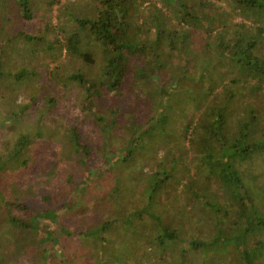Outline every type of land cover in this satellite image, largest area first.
I'll return each mask as SVG.
<instances>
[{
	"label": "trees",
	"instance_id": "1",
	"mask_svg": "<svg viewBox=\"0 0 264 264\" xmlns=\"http://www.w3.org/2000/svg\"><path fill=\"white\" fill-rule=\"evenodd\" d=\"M93 1L83 15L70 13L72 29L61 16L44 33L22 38L0 28V190L19 196L0 204L18 236L12 237L17 260L0 256V264H116L111 251L120 264H190L186 255L197 253L193 259L202 264H228V256L236 264H262L264 242L250 233L264 228V213L243 187L248 167L240 161L264 153V107L248 101L264 89V0ZM31 3L16 0L15 17L33 27ZM15 44L24 54L12 65L16 56L8 49ZM46 51L54 58L64 51L77 67H41L33 59ZM19 92L28 100L17 103ZM234 108L235 125L228 119ZM29 120L35 133L22 123ZM122 121L128 129L119 145ZM186 140L185 148L198 152L196 165L185 148L173 153L172 145ZM145 157L156 163L147 173ZM202 167L205 182L197 186L189 171ZM218 185L224 193L214 198ZM100 202L110 209L106 217L93 207ZM223 204L228 226L214 219ZM194 209L201 211L197 221ZM201 219L212 223L210 241L194 230ZM2 230L6 253L12 238ZM231 246L239 251L235 259Z\"/></svg>",
	"mask_w": 264,
	"mask_h": 264
},
{
	"label": "rangeland",
	"instance_id": "2",
	"mask_svg": "<svg viewBox=\"0 0 264 264\" xmlns=\"http://www.w3.org/2000/svg\"><path fill=\"white\" fill-rule=\"evenodd\" d=\"M15 1L16 0H0V11L1 10L4 11L3 13H0V22L4 23V24H0V28H2V26L6 27L5 36L7 34L9 36H12L14 39L15 38H22L26 34H34L35 35L37 33L38 29H40V31H38V32L44 33L47 23L52 22V25H56V24L60 23L59 16H61L63 18L64 23H66V24L68 23L69 24L68 28L72 29L76 25L73 23V21H71L70 13L79 12V13H81V15H83L84 13H82V12L87 9L86 5H88V3L92 5L93 2H94L93 0H55L54 1L55 4L53 6H51V4L49 3V0H30V2H32L31 6L33 8H35L34 10L36 11V17H37L34 20V22H33L34 25L32 27L31 25H29L27 20L23 19L24 20L23 21L22 17H21V19H18L17 16L15 17V15H17V7H16L17 5L14 4ZM222 2H223L222 4L224 6H228V0H223ZM220 3H221V1L219 0V4ZM3 17L5 19L4 21L1 20ZM239 19H241V17H235V20H239ZM23 30L25 31V33L20 32V31H23ZM16 41L19 44L23 43L22 40H16ZM6 44L9 45V43H6ZM6 46L7 45H5V47ZM16 48L18 50H16ZM24 48H25V50L26 49L27 50H31L30 43H28V42L25 43L24 44ZM8 50H10V51L12 50L11 52H12L13 56H16L15 58L13 57V63L11 62L12 65L13 64H17L18 62L22 63L19 60V56H22L24 54V52L22 50L19 51V47H17L16 44H15V46L13 45V47L9 48ZM63 50H65V49H63ZM8 59L10 60V58H8ZM33 60H36L40 64L41 67L43 66V64H46L47 62L50 64L51 67H55L57 65H59V66L61 65V66H63V69H66V70H68L69 68L72 69V67H74V68L77 67V62H74V59L65 56V52L64 51H63V53L61 55H55V58L51 54L50 51H46L44 53H40ZM30 64L31 63L29 62L28 65H30ZM12 65H10V66H12ZM12 67H15V65L12 66ZM12 67H8V68H10V70H7V71L8 72H12V70H13V69H11ZM3 68H4L3 70H5V74H6V67H3ZM30 71H35V70L31 69ZM222 88L223 87H221V86L219 87L220 91L223 90ZM27 100H28V97H26V94L24 92H19L17 94V97H16V102L17 103H21V102L27 101ZM249 100H251V103H253V104L258 103L257 106L261 110H263V107H264V89L262 90L261 93L249 97L248 101ZM238 104H239V102H238ZM234 107H235V105H234ZM60 108L64 109L63 106H60ZM194 108H195V106H194ZM234 109H235V111H233L234 114L233 115H229V117H228V119L230 120L231 124H233V125L236 124V120H237V116H235V114L238 113V112H236V111H239L236 108H234ZM36 111L37 112H41L38 109ZM193 111L195 112L194 118L195 119L200 118L201 110L195 108V110L193 109ZM29 114L31 115L32 112L31 111L27 112L26 116H23V117H25V119L28 120L29 119ZM240 114H241V112H240ZM17 121H19V120H17ZM22 123L27 125L26 127H29V128L31 127V125H33L34 127L30 129V131H31L30 133H35L36 132L37 129H34V128H35V126H37V124L35 125L34 121H32V124H31V120H29V123H27L26 121H24ZM261 126L264 128V110L262 111ZM120 127L122 128V130H121L120 133H118V137H117V143L119 145H121L123 143V141L125 140L126 135H127V129H128L127 128V123H125L124 121L121 122ZM262 138H263V141H264V134H262L260 136V140ZM160 142L163 143L164 141L160 139ZM184 144H185V146H189L190 145L189 144V140H186L184 143L180 142V143H177L176 145H172V146H174L173 153H175V151H177V150L182 151L185 148ZM184 151L189 154V158L191 159V161L194 160V164L196 165L198 159L194 158V155L196 154V156H197L198 152L195 151L192 147H187V148L184 149ZM177 153H178V151L175 153V155H177ZM256 153H259V152H256ZM163 155H164L163 150H160L158 155H157V157L158 158L160 157V159H162ZM172 155L173 154H171V155L169 154V155H167V157H170ZM255 155H258L257 157H255L256 160H254V159L250 160V158H247V157L243 158L242 160L239 159V160H241L240 161L241 164L245 165V167H248L246 169L247 172L244 171V172L241 173V177L244 180V182L246 183V184L245 183L243 184L244 185L243 187L245 189H247V191H249V189H250V191H249L250 197L253 195L252 198L254 199V202H252L251 204H256V206L259 207V209L262 211V213H264V153L261 151V153L255 154ZM141 156L139 158L142 160ZM144 160H146L147 162H146V165H145V167L143 169L144 170L143 173H145L146 171H149V168L151 167V165L155 164L154 166L156 167V163H154L153 159L150 160L149 158L145 157ZM189 165H190V163H189ZM188 169H189V167H187L184 170L188 171ZM192 169L189 171V174L191 175L190 177H194L195 179H197V181H196L197 182V186L201 185V183L203 184L205 182L204 181L205 180L204 177L206 175V173L203 172L204 171L203 167H202V170H200V172H202V173H199V174H196L195 171L192 170ZM250 169H251V171L249 172ZM143 170H141V168H140L138 171L141 172ZM10 173L11 172L9 170L7 172H5L3 175L6 178H4L2 176L3 179H5V180L10 179L11 178ZM179 179H182V177L180 176ZM212 182L214 183V179L212 180ZM217 183H218V181H217ZM217 183H216V185H217ZM213 186H215V184H213ZM254 188L256 190H254ZM205 189L209 190L210 189L209 185H206ZM251 189H252V192H251ZM182 190H184V187L180 186L179 192L182 191ZM182 192L184 193L185 199H187V201H193V198L190 196L191 195L190 191L187 190V191H182ZM222 192H223V190L219 189V185H218V186H216L215 191H213L211 195L214 198H217L218 196H220V194ZM18 198H19V196L15 192H11V190L7 186L5 187V189L3 191L0 192V204H2V203L5 204L7 199L11 200V199H18ZM82 203H86V202H82ZM224 206H225V204H223V208L221 207V210L219 211V214H217L214 219L222 221L223 222L222 224H225V226H228L227 225V220H226L227 216H226V212H225L226 209H225ZM93 207H95V209H98V208L101 209L100 207H102V210H100V212H101L102 216H104V217H106V215L109 214V212H110L109 207L107 208L105 206V203H103V202H100V204H98L97 206L93 205ZM181 207L182 206H181L180 201H177L173 208H175L177 210V209H180ZM230 211H231V209L229 210V212ZM0 212H1V214H0V230L3 229L1 233H5L7 236H9L11 238L13 237L14 239H16L18 237L17 236V230L14 227H8L6 225V218L4 217L3 212L2 211H0ZM234 213L235 212L232 213L231 219H234V217L236 218L237 214L236 213L234 214ZM254 213H255V215L256 214H260V213H257L256 210L254 211ZM194 214H195L194 219L196 221L199 220V218L201 217L200 209L199 210L198 209H194ZM233 215H234V217H233ZM137 219H139V218H137ZM96 221H98V220L95 217V222ZM211 224L212 223H211L210 220L201 219L199 222L196 223L197 227L194 230H195V232L198 235L205 237V238L204 237H201V238L210 241L212 239L210 234H212V236L215 235L214 234V230H212V228H211ZM259 228H261V229H257L258 230L257 232L256 231L251 232L250 236L254 237V235L259 233L260 238H262L264 240V228L263 227H259ZM116 230H117L116 228H113L114 233H116ZM13 238L11 239V242H12L11 248H9L8 246L5 245L4 247L6 248V253L5 252H0V256L3 258V260L5 258H7V257H9V258L11 257V259H10L11 261H16L17 260L13 256V255H16V254H13V250L16 247V243L13 240ZM256 239H258V238H256ZM262 239H261V242H264V241H262ZM251 240L252 239H250L249 242H251ZM116 243H117L116 240L115 241H111L110 245H113V244H116ZM219 243L221 245H223L221 239L219 240ZM235 243H236V241L233 240L232 244H235ZM225 244H226V242H225ZM225 244L223 245V247L225 246ZM173 249H175V250H177L179 252L177 254L180 257L179 248H173ZM152 250H153V252H155L154 249H152ZM201 250L204 251L202 248H201ZM157 251H158V249H157ZM10 253H11V255H10ZM110 254H111L112 258L114 257L116 264H120L121 259L119 257H117V256H112L113 255L112 251L110 252ZM169 254L170 253L167 252V257L171 256ZM221 254L222 255L219 258H221L222 256L224 258H226L225 254H223V253H221ZM229 254H230V256L232 258L235 259V258H237L239 256V251H237V249L234 246H231ZM186 257H187L186 258L187 261L190 262V264H191L192 260H193L192 264H202V259H199V261H197L196 259H193V257H197V258L201 257V254L197 253L196 255H193V256H192V254H187ZM99 258H100V256L98 255V253H95L94 260H93L94 263H98L100 261ZM105 259L110 260L111 258H109L108 255H105ZM216 260L217 259H215V263H213V262L210 263L209 262V264H217L216 262L220 261L219 259L217 261ZM157 261H158V259L155 260V262L153 264H159V261H158V263H157ZM228 261H229L228 264H236L235 260H233V262H232L231 258H229V256H228ZM88 263L89 262H87V264ZM133 264H135V263H133ZM165 264H168V263H165ZM262 264H264V260H262Z\"/></svg>",
	"mask_w": 264,
	"mask_h": 264
}]
</instances>
